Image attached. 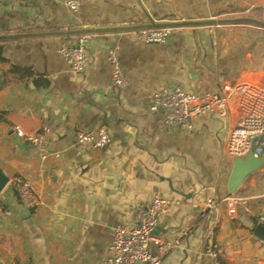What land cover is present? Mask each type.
<instances>
[{"label":"crops","instance_id":"1","mask_svg":"<svg viewBox=\"0 0 264 264\" xmlns=\"http://www.w3.org/2000/svg\"><path fill=\"white\" fill-rule=\"evenodd\" d=\"M63 1L0 0V37L174 19L264 23V0H78L76 13ZM252 30L264 32L252 24L177 29L163 45L143 44L138 32L88 35L81 74L58 52L79 36L0 41V74L7 69L3 58L49 82L45 89L29 80L0 91V170L27 180L40 198V206L29 209L11 184L0 194V264H101L110 257L115 228L134 226L155 196L188 204L230 196L225 149L237 126L235 102L229 127L203 115L187 130L166 124L150 103L164 88L198 95H219L226 81L264 88V35H249ZM110 48L117 49L128 81L124 90L111 86ZM15 128L27 135L51 130L49 154L41 158ZM98 129L108 132L110 146L80 152L76 136ZM241 195L248 200L235 217L224 203L204 219L190 207L165 214L155 236L173 246L161 264H264V241L254 234L256 216L264 214V167L233 197Z\"/></svg>","mask_w":264,"mask_h":264},{"label":"built area","instance_id":"2","mask_svg":"<svg viewBox=\"0 0 264 264\" xmlns=\"http://www.w3.org/2000/svg\"><path fill=\"white\" fill-rule=\"evenodd\" d=\"M29 1V0H28ZM72 13L80 9L78 0L63 1ZM173 30H146L138 32L143 44L163 45L167 42ZM89 37L79 36L71 44H64L58 50L70 70L81 74L88 65L87 52ZM106 60L111 68V86L116 90H124L128 81L121 69L117 49L107 50ZM232 102H235L237 126H235L226 143V155L230 158H245L252 154L257 159L264 158V88L241 84L231 86L227 81L221 84L220 94H189L178 88H164L154 92L151 98L150 111H161L164 122L180 130L190 128L192 122L199 116L207 115L216 120L222 127H229L230 117L233 119ZM18 136L24 138L41 158L49 154L51 130L45 129L33 135H27L20 128H15ZM111 143L105 129H98L76 136L75 146L86 154H96L105 151ZM9 184L15 188L19 201L29 209L40 206V198L36 195L30 183L21 177L9 179ZM248 199L226 196L219 200L197 201L188 204L182 199L155 196L150 204L138 211L135 225H119L115 228L109 248L110 257L101 264H161V255L173 244H163L155 236L159 220L165 214H177L186 207L195 209L198 218L204 219L219 203L227 207L230 217L237 215V207ZM256 225L264 227V214L256 216ZM264 246V242H261ZM156 247L157 252L153 249ZM216 258V252H211ZM10 264H19L11 262Z\"/></svg>","mask_w":264,"mask_h":264},{"label":"water","instance_id":"3","mask_svg":"<svg viewBox=\"0 0 264 264\" xmlns=\"http://www.w3.org/2000/svg\"><path fill=\"white\" fill-rule=\"evenodd\" d=\"M235 24H252L263 27L264 23L257 22L248 18H235L223 20H199V21H183L174 19L171 22L151 23L147 26L127 27V28H113V29H95V30H78L55 33H38V34H18L13 36L0 37V41L5 40H21V39H35L47 37H65V36H88L108 33H124V32H141L146 30H162V29H193V28H212ZM232 163L231 171L227 181V194L234 195L242 187L244 182L252 175L259 172L264 167V158L257 159L252 154L245 158H230ZM9 183L7 178L0 170V194ZM255 237L264 241V227L256 226L254 230Z\"/></svg>","mask_w":264,"mask_h":264},{"label":"trees","instance_id":"4","mask_svg":"<svg viewBox=\"0 0 264 264\" xmlns=\"http://www.w3.org/2000/svg\"><path fill=\"white\" fill-rule=\"evenodd\" d=\"M1 61L7 65V69L0 74V91L11 85L23 83L31 80V83L37 89H45L49 82L43 77L37 76L32 68L21 67L15 63L9 62L3 58ZM0 122H2V115L0 114ZM220 262V255L217 257Z\"/></svg>","mask_w":264,"mask_h":264},{"label":"rangeland","instance_id":"5","mask_svg":"<svg viewBox=\"0 0 264 264\" xmlns=\"http://www.w3.org/2000/svg\"><path fill=\"white\" fill-rule=\"evenodd\" d=\"M224 19H226V18H224ZM230 19H232V18H230ZM218 20H223V19H218ZM249 33V35H255V34H262V35H264V32H261V31H255V30H252V31H249L248 32ZM248 33H247V35H248ZM260 172V171H259ZM259 172H257L256 174H254V175H252V176H250L245 182H248V181H250L251 179H254V178H256V176H258L259 175ZM242 196V198L244 197H247V196H243V195H241Z\"/></svg>","mask_w":264,"mask_h":264}]
</instances>
